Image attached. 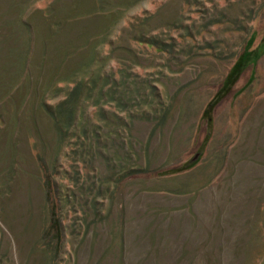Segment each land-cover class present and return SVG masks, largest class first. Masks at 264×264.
<instances>
[{
  "label": "rangeland",
  "instance_id": "1",
  "mask_svg": "<svg viewBox=\"0 0 264 264\" xmlns=\"http://www.w3.org/2000/svg\"><path fill=\"white\" fill-rule=\"evenodd\" d=\"M0 264H264V0H0Z\"/></svg>",
  "mask_w": 264,
  "mask_h": 264
},
{
  "label": "trees",
  "instance_id": "2",
  "mask_svg": "<svg viewBox=\"0 0 264 264\" xmlns=\"http://www.w3.org/2000/svg\"><path fill=\"white\" fill-rule=\"evenodd\" d=\"M253 54H255V57H253L252 59H250V62H248L249 64H248V66L252 63V65H255L256 63L255 62H257V59H258V54H259V52H258V49L253 53ZM78 88H74L73 89V91H71V93H70V97H69V99H65V101H62L58 106H57V115L56 114H54V116H56V118H57V116L59 115V117H61V116H64V117H66L67 119H71L72 118V116H71V114H72V111L74 110V105L72 104V97L74 96V94H76V91H78L77 90ZM70 103V104H69ZM213 104H211V106H212ZM210 106V107H211ZM210 109V108H209ZM74 112V111H73ZM61 115V116H60Z\"/></svg>",
  "mask_w": 264,
  "mask_h": 264
},
{
  "label": "water",
  "instance_id": "3",
  "mask_svg": "<svg viewBox=\"0 0 264 264\" xmlns=\"http://www.w3.org/2000/svg\"><path fill=\"white\" fill-rule=\"evenodd\" d=\"M198 158H199V155H197V156L194 158L193 162L196 161Z\"/></svg>",
  "mask_w": 264,
  "mask_h": 264
}]
</instances>
